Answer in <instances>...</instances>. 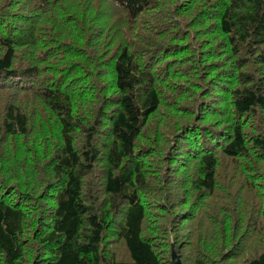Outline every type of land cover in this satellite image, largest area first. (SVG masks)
<instances>
[{"label":"trees","instance_id":"1","mask_svg":"<svg viewBox=\"0 0 264 264\" xmlns=\"http://www.w3.org/2000/svg\"><path fill=\"white\" fill-rule=\"evenodd\" d=\"M264 264V0H0V264Z\"/></svg>","mask_w":264,"mask_h":264},{"label":"water","instance_id":"2","mask_svg":"<svg viewBox=\"0 0 264 264\" xmlns=\"http://www.w3.org/2000/svg\"><path fill=\"white\" fill-rule=\"evenodd\" d=\"M173 261L176 264H181V261L175 252H173Z\"/></svg>","mask_w":264,"mask_h":264}]
</instances>
